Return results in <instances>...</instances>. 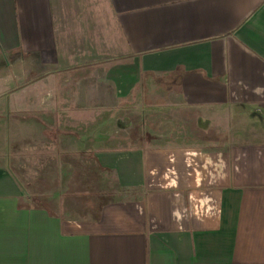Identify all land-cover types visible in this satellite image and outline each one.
Instances as JSON below:
<instances>
[{
  "label": "crops",
  "instance_id": "crops-1",
  "mask_svg": "<svg viewBox=\"0 0 264 264\" xmlns=\"http://www.w3.org/2000/svg\"><path fill=\"white\" fill-rule=\"evenodd\" d=\"M0 264H264V0H0Z\"/></svg>",
  "mask_w": 264,
  "mask_h": 264
},
{
  "label": "rangeland",
  "instance_id": "rangeland-1",
  "mask_svg": "<svg viewBox=\"0 0 264 264\" xmlns=\"http://www.w3.org/2000/svg\"><path fill=\"white\" fill-rule=\"evenodd\" d=\"M27 117H22L21 119L23 120V123L26 124V122H28L29 124V120L26 119ZM30 118V117H29ZM30 123L32 125H35L36 127V132H34V136L36 137V139L39 142H44L46 141H58V142H63L66 143L67 145V149H64L65 152V157L66 158H70V157H74V156H80L81 152L80 149L81 148H77V138L75 137V134L72 133L71 131H69L68 129H63V128H55L54 126H52V124H50L48 122V120H45L44 117H33L30 121ZM65 124H73V123H77L75 122L73 119H69L67 121L64 122ZM61 127V126H60ZM28 129V128H27ZM29 134H30V129L28 130ZM28 133V132H27ZM185 135H189V133H185V132H166V131H151L149 134L146 132H140V136L146 139H150L152 138L153 141H160L163 139H180L183 140V138L185 137ZM45 141V142H46ZM72 146V147H70ZM61 147H59L56 152L54 153V155H60L62 153ZM13 151V148H12ZM37 155H39V158H44L47 154L45 152V148H39ZM64 155H62L64 157ZM13 157V156H12ZM14 165V164H13ZM37 167L44 169L45 165L44 164H39L37 165ZM54 169V167H53ZM102 175L104 176V179L102 180L103 184L105 185V187L107 189H109V186L107 183H109V175H106L104 172H102ZM87 177V175H86ZM25 182H29V181H25ZM38 185H44L45 182L44 181H37ZM91 183H89L86 187H84L85 190V195H86V199L88 202H93L95 196H93V192L94 191V186L90 185ZM28 186H30V184L27 183ZM30 188V187H29ZM104 188V187H103ZM105 191V189H104ZM108 191V190H107ZM40 198L37 199L38 200V204L41 205H47L48 204V199L46 198L44 195L39 196ZM105 200H108L109 197H103Z\"/></svg>",
  "mask_w": 264,
  "mask_h": 264
}]
</instances>
